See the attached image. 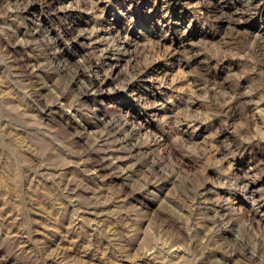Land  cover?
I'll return each mask as SVG.
<instances>
[{"label":"rangeland","instance_id":"rangeland-1","mask_svg":"<svg viewBox=\"0 0 264 264\" xmlns=\"http://www.w3.org/2000/svg\"><path fill=\"white\" fill-rule=\"evenodd\" d=\"M0 264H264V0H0Z\"/></svg>","mask_w":264,"mask_h":264}]
</instances>
